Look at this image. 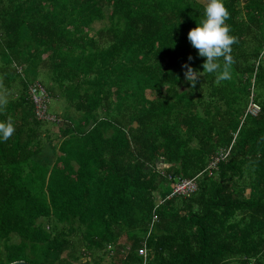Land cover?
<instances>
[{"label":"trees","instance_id":"16d2710c","mask_svg":"<svg viewBox=\"0 0 264 264\" xmlns=\"http://www.w3.org/2000/svg\"><path fill=\"white\" fill-rule=\"evenodd\" d=\"M224 3L228 80L188 40L201 0H0V264H264V0Z\"/></svg>","mask_w":264,"mask_h":264},{"label":"clouds","instance_id":"9594fccd","mask_svg":"<svg viewBox=\"0 0 264 264\" xmlns=\"http://www.w3.org/2000/svg\"><path fill=\"white\" fill-rule=\"evenodd\" d=\"M228 17L229 11L224 0H207L204 18L188 32V40L198 50L197 55L205 58L202 64L203 71L216 73L218 80L230 78L227 66L220 71L221 66L218 63L220 57H223L227 64L232 63L231 46L235 43L236 38L230 34L229 25L226 23ZM188 59L191 60L192 57L189 56ZM183 67L187 69L186 80L195 86L200 79L199 72L194 71L187 64ZM14 131V125L10 120L0 122V139L9 138Z\"/></svg>","mask_w":264,"mask_h":264},{"label":"built area","instance_id":"2783aa9c","mask_svg":"<svg viewBox=\"0 0 264 264\" xmlns=\"http://www.w3.org/2000/svg\"><path fill=\"white\" fill-rule=\"evenodd\" d=\"M27 94H28V97H29V100L32 106L34 107L33 111H34L36 119L39 121L40 120L41 121H45V120L53 121L54 118L52 119L51 116H49L47 113V104L50 101V96H49L48 91L45 89V87L40 82L32 81L28 85ZM246 112L247 114L251 116H255L259 112V106L255 104L254 102H250L247 107ZM193 190H194V185L191 182L180 181L177 184H175L173 192L168 196V198L174 195H179V194L187 195ZM139 253L142 256H145V249L142 248L139 251Z\"/></svg>","mask_w":264,"mask_h":264},{"label":"rangeland","instance_id":"374dc122","mask_svg":"<svg viewBox=\"0 0 264 264\" xmlns=\"http://www.w3.org/2000/svg\"><path fill=\"white\" fill-rule=\"evenodd\" d=\"M202 3H206L207 0H201ZM104 24L106 23H103V22H96L92 25V32H90V34H93L94 31H96L97 29H99L100 27L104 26ZM224 68H221V71L223 70ZM30 78H32V76H30ZM39 79V81L42 83V85H45L46 83V79H43V78H37ZM57 90V89H56ZM63 98H57V99H51L50 98V101L48 103V112L51 113V114H59L60 113V109H62V103H63ZM53 119V117H51ZM58 125V124H57ZM46 126V125H45ZM50 131L51 132H56L58 130V127L59 126H50ZM43 132H46V129H44ZM158 167H161V165H159Z\"/></svg>","mask_w":264,"mask_h":264},{"label":"water","instance_id":"95a60500","mask_svg":"<svg viewBox=\"0 0 264 264\" xmlns=\"http://www.w3.org/2000/svg\"><path fill=\"white\" fill-rule=\"evenodd\" d=\"M10 264H29V263H27L25 261H15V262L10 263Z\"/></svg>","mask_w":264,"mask_h":264}]
</instances>
